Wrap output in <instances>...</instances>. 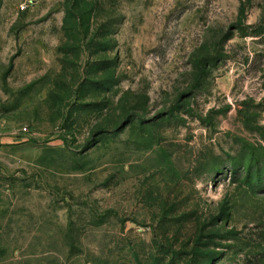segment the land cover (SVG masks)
Here are the masks:
<instances>
[{
	"label": "rangeland",
	"instance_id": "1",
	"mask_svg": "<svg viewBox=\"0 0 264 264\" xmlns=\"http://www.w3.org/2000/svg\"><path fill=\"white\" fill-rule=\"evenodd\" d=\"M82 3L0 0V264H264V0Z\"/></svg>",
	"mask_w": 264,
	"mask_h": 264
},
{
	"label": "trees",
	"instance_id": "2",
	"mask_svg": "<svg viewBox=\"0 0 264 264\" xmlns=\"http://www.w3.org/2000/svg\"><path fill=\"white\" fill-rule=\"evenodd\" d=\"M73 10L76 13V19L80 28H84L86 24V12L83 9L82 0H72ZM89 22V21H88Z\"/></svg>",
	"mask_w": 264,
	"mask_h": 264
},
{
	"label": "built area",
	"instance_id": "3",
	"mask_svg": "<svg viewBox=\"0 0 264 264\" xmlns=\"http://www.w3.org/2000/svg\"><path fill=\"white\" fill-rule=\"evenodd\" d=\"M3 125H2V123L0 122V135H2V133H3Z\"/></svg>",
	"mask_w": 264,
	"mask_h": 264
}]
</instances>
